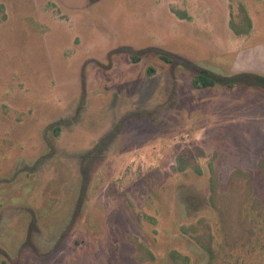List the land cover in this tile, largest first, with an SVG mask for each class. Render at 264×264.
I'll return each mask as SVG.
<instances>
[{"label":"rangeland","instance_id":"obj_1","mask_svg":"<svg viewBox=\"0 0 264 264\" xmlns=\"http://www.w3.org/2000/svg\"><path fill=\"white\" fill-rule=\"evenodd\" d=\"M263 157L264 0H0V264H264Z\"/></svg>","mask_w":264,"mask_h":264},{"label":"trees","instance_id":"obj_2","mask_svg":"<svg viewBox=\"0 0 264 264\" xmlns=\"http://www.w3.org/2000/svg\"><path fill=\"white\" fill-rule=\"evenodd\" d=\"M244 25H245V29H239L236 27V25L233 22H231V27H232L233 31L235 32V34L238 36H242L245 34L247 35L250 33V31L252 29V21L249 18V16H245ZM163 59L169 61V59L166 57H164ZM132 60H134L136 62L138 60V58L132 57ZM148 73H149V75H153L154 70L150 69ZM216 83H217V80H215V79H213L207 75H204V74L197 75L193 79V86L196 89H205V88L213 87ZM228 86H230L231 88L233 87L232 85H228ZM259 167H260V169H264V157L261 160ZM212 171H213V169H212ZM213 174H214V172H213ZM215 183H216L215 177L214 178L212 177L211 186L213 189L215 188Z\"/></svg>","mask_w":264,"mask_h":264},{"label":"flooded vegetation","instance_id":"obj_3","mask_svg":"<svg viewBox=\"0 0 264 264\" xmlns=\"http://www.w3.org/2000/svg\"><path fill=\"white\" fill-rule=\"evenodd\" d=\"M168 61V60H167ZM168 62H170V59H169V61Z\"/></svg>","mask_w":264,"mask_h":264}]
</instances>
